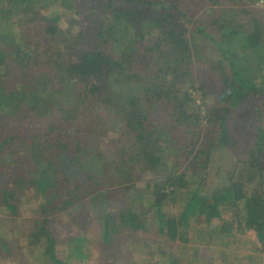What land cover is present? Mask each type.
I'll list each match as a JSON object with an SVG mask.
<instances>
[{
    "label": "trees",
    "instance_id": "16d2710c",
    "mask_svg": "<svg viewBox=\"0 0 264 264\" xmlns=\"http://www.w3.org/2000/svg\"><path fill=\"white\" fill-rule=\"evenodd\" d=\"M76 2L61 0L69 16L78 11ZM99 2L101 19L89 14L79 41L70 26L60 27L62 15L52 1L48 14L39 15L35 0H9L7 11L18 18H13L11 34L0 33L1 66L13 58L10 64L22 76L8 92L0 83V108L10 105L15 112L11 128L0 135V165L6 172L0 178V207L15 216L24 196H43L36 229L27 238L28 246L42 248L51 264H64L54 256L57 240L51 232L53 217L63 212L74 225L95 226L105 247L140 246L147 258L136 261L129 254L127 260L111 257L107 264H161L165 258L168 264L197 262L193 256L188 262L179 258L184 246L154 251L140 239L134 242L132 235L154 223L173 245L179 226L190 217L204 216L206 222L212 215L220 217L222 203L240 206L244 228L264 245V10L258 6L264 0ZM19 28L25 32L22 43ZM204 47L219 57L201 56ZM193 54L200 59L195 62ZM165 70L180 84L189 82L204 111L182 85L181 102L163 96L156 74ZM207 71L214 91L199 79ZM160 113L173 123L152 122L151 116ZM234 113L246 122L239 147L228 123ZM73 122L84 130L64 126ZM103 124L112 125L110 130L125 140L131 138L123 149L117 148V139L97 148L100 140L93 138L92 127L97 133ZM173 143L176 148H170ZM237 148L246 156L235 159L244 165L242 179L229 184L222 179L209 196L202 193L200 182L215 153L237 154ZM173 162L181 163L183 171L173 174L178 171L168 169ZM136 173L163 176L153 179L152 192L136 198L129 194ZM189 183L196 186L189 189ZM176 185L183 189L178 195ZM13 188L21 191L16 194ZM167 199L180 202L177 220L162 210ZM140 207L146 211L136 209ZM87 232L84 228L68 239L74 256Z\"/></svg>",
    "mask_w": 264,
    "mask_h": 264
},
{
    "label": "rangeland",
    "instance_id": "374dc122",
    "mask_svg": "<svg viewBox=\"0 0 264 264\" xmlns=\"http://www.w3.org/2000/svg\"><path fill=\"white\" fill-rule=\"evenodd\" d=\"M35 1L37 2L36 9L39 15L48 14L49 9L47 8L52 1L55 10L62 15L60 27L62 26L63 28H66L70 26L72 32L78 35L77 38H79V41L83 38L82 27L84 29L86 24L89 22L87 20L89 14H93L92 16L95 21L101 19L99 14L102 12L101 8H103V5L101 2H99L98 5V0H77V4H74L78 8V11L72 13L71 16H69L70 14L67 12L66 8L61 6V0ZM258 6H260V9L264 10V6L261 2ZM8 9L9 0H0V33L2 35L12 33L11 26L15 25L14 19L18 18V16L11 17L7 11ZM29 21L32 22V18L29 19ZM75 24L80 25L81 28L78 29ZM19 33L21 35L19 41L22 43V35L25 32L22 28H19ZM226 46H228V50L232 53L228 42H226ZM204 49V51L199 52L201 56H205L210 59H217L219 57V52H215L214 49L210 47H204ZM199 59V56L196 57V54H193V60L195 62ZM12 60L14 59L7 58L6 63H9L7 67L1 66L2 61L0 60V83L2 82V86L6 84V92L12 90L13 87H11L10 84H12V86L19 84L18 82L21 81L22 76L17 66H14V63L10 64ZM202 73L203 74H200V81L205 84L210 91H214V87L212 86L213 83L210 80V73L208 72V75L204 74V72ZM156 75L158 81L163 86V96L167 99L178 97L177 101L181 102V98L183 97H179V95L183 92L180 87V85H182L185 87L189 98L194 100L193 96H198L200 104H194L198 107L200 106L201 109L199 110L204 111L201 97L198 95L199 93L197 94L196 92L191 91V86L188 85V81L185 84H180V81H177L176 78L166 70L165 72L158 71ZM22 81H24L23 78ZM194 84V87L197 88L198 86L196 85V82ZM205 102L210 103L211 98L207 97ZM10 108V105H5L3 109L0 108V135L5 134L4 131L9 127L11 128L12 121L14 120L15 112L11 111ZM237 117L238 113L231 114L228 123L230 129L232 130L231 134L236 136L239 142V147L240 136L244 135L243 130L244 127H246V122H243V119H238ZM151 118L154 123H160L163 125H171L173 123L171 117H169L166 113L152 115ZM203 122L204 121L202 120V131L205 132L206 124ZM94 124H96V120L94 121ZM64 126L72 128L71 130L74 132H82L84 130L82 125L76 122H73L70 125L64 124ZM102 127L103 129L99 130L97 133L95 132L94 127H92L93 138L95 137V140H100V144L97 148L107 147L109 146V143H111L108 140L117 139L119 143L117 148L123 149L125 146L123 144L127 142L130 137H127L128 140H125L124 138L118 136L117 133L110 130V128L112 129L113 127L112 125L106 126L103 124ZM170 146H172L170 148H176L174 143ZM110 147L113 148L114 146ZM170 148L168 150H170ZM236 153L237 154H235L232 150L225 151L224 153H215L214 159L206 168L205 177L200 182L201 187H203L202 193L209 196L211 193L210 190L218 187L221 184L222 179L227 180L228 184L242 179L244 176V169L242 167L244 165L235 159L245 160L246 156L244 153H241L239 148H237ZM175 167H178V171L173 174L183 171V165L179 162H173V167L172 165L171 167L168 166V169L171 170ZM5 174V168L0 165V178ZM145 174L148 176L146 172ZM189 174H191V172L189 170L186 171V175ZM147 176H144L141 173L135 174V178L133 180L134 183L131 184L132 186L129 192L130 195L136 198H142L146 195V193L152 192L155 188L153 185V179L161 177L163 174L154 173L153 175H149V177ZM257 183L258 181L256 184ZM188 185L189 189H193L196 186V184L193 183H189ZM17 187L20 188L21 185ZM19 190L20 189L17 188H13V190L10 189V191H15L16 194L19 193ZM170 190L171 187L168 191ZM182 190L183 189L180 186L176 185V195L183 192ZM8 196L11 197L10 195ZM24 197L26 198L22 203L23 206L17 209L15 216H12L5 209L0 207V264H51L49 255H43L42 248L38 249V246H28L29 244L27 238V236H29V234L36 229L34 227V220L38 217V204L43 202V196H34L33 193V196L27 195ZM143 200L144 198L137 200L138 202L136 204L142 205L143 203L140 201ZM181 200H183V197ZM176 201L179 202L180 200L177 199ZM164 203L165 205L162 207V210L167 214V217L177 220L181 211L180 202L175 204V202H171V199H167L166 201H163V204ZM136 209L146 211V208L143 207ZM218 209L220 217L212 215L213 218L210 222H206L204 216L201 218L198 216L196 218L190 217L187 225L184 224L178 227V239L175 243H173V245L166 242V239L163 238L164 236L157 233V228L154 223H150L143 234L137 232L132 235V238L134 242L137 240L139 241L140 239V242L150 244L154 251H157L158 249L171 250V248H177L176 250H178L179 247L184 246V250L180 252L179 258H185L188 262L191 256H193L197 259V262H194L193 264H264V245L260 244L254 231L246 230L244 228V220L242 219L240 206L222 203ZM51 222V232L57 240L55 248L56 252L54 256H56L55 258L64 264H107L112 262V258L127 260L129 254H131L130 259L132 260L140 261L142 259H147L145 251L140 246H134L133 248L131 246L125 250H115L111 247H105V244L100 241L98 235L96 234L97 230L95 226H89V224L77 225V223L74 225L75 221L73 218H68L64 212L60 213L58 217H53ZM208 227L210 229L209 231L206 229ZM84 228L88 230V232L84 234L86 237V243L82 244V246L78 248V256H74L70 245H67V241L74 234L80 232V230H83ZM218 231H220V233H218ZM40 245L41 247L44 246L43 243ZM68 254H70V256H68ZM161 264H168V259H162Z\"/></svg>",
    "mask_w": 264,
    "mask_h": 264
},
{
    "label": "built area",
    "instance_id": "2783aa9c",
    "mask_svg": "<svg viewBox=\"0 0 264 264\" xmlns=\"http://www.w3.org/2000/svg\"><path fill=\"white\" fill-rule=\"evenodd\" d=\"M194 98V103L196 104V105H199L200 104V101H199V98H198V96H193Z\"/></svg>",
    "mask_w": 264,
    "mask_h": 264
}]
</instances>
